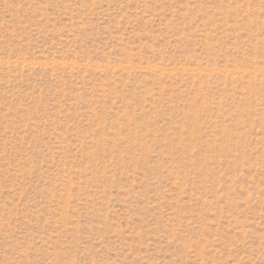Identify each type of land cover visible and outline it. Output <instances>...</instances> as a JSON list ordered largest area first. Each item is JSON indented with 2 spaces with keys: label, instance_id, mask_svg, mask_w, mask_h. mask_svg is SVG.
<instances>
[{
  "label": "rangeland",
  "instance_id": "374dc122",
  "mask_svg": "<svg viewBox=\"0 0 264 264\" xmlns=\"http://www.w3.org/2000/svg\"><path fill=\"white\" fill-rule=\"evenodd\" d=\"M0 264H264V0H0Z\"/></svg>",
  "mask_w": 264,
  "mask_h": 264
}]
</instances>
